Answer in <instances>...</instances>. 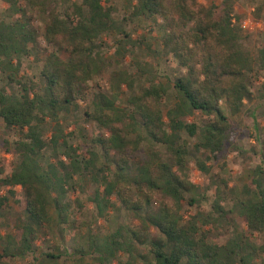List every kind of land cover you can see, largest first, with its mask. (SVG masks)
I'll return each mask as SVG.
<instances>
[{"label": "trees", "instance_id": "1", "mask_svg": "<svg viewBox=\"0 0 264 264\" xmlns=\"http://www.w3.org/2000/svg\"><path fill=\"white\" fill-rule=\"evenodd\" d=\"M2 1L8 3L10 15L17 16L0 19V73L7 79L0 83V119L8 129H17L19 137L10 144L16 161L9 174L3 175L0 155V188L7 187L0 194V217L10 197L21 214L11 231L0 236V264L34 252L37 236L47 226H58L61 234L75 227L66 195L68 189H74L76 177L93 186L88 199L97 215L108 216L115 195L138 223H123L106 233L88 230L84 243L75 245L61 261L60 250L41 251L33 256L35 264H111L121 261L120 254L126 255L123 264H135L137 258L145 259L138 247L145 243L152 264H264L262 257L258 262L255 259L264 246L249 236L232 235L223 242L210 237L214 224L226 222L230 211L242 218L250 232L264 231L261 164L250 169L231 209L224 207V197L216 189L208 212L196 211L187 218L181 212L183 201L198 205L207 198L186 172L191 149L184 134L195 137L193 150L207 152V159L228 146L241 150L235 143L230 115L239 113L244 99L252 97L247 75L254 64L262 72L264 86V45L253 58L241 44L234 22L238 20L233 14L235 0L208 5L199 0H137L135 14L145 18L158 15L166 21L158 53L172 55L185 68L171 79L175 99L166 109L162 102L168 92L165 84L152 81L136 89L132 72L108 71L109 61L97 51V40L111 30L120 34L118 56L126 52V44L137 42L124 28L125 18L114 17L110 0ZM28 13L44 14L42 36L52 47L42 58L39 85L36 80L18 77L21 55L29 54L39 34ZM96 78L103 80L109 92L119 93L125 86L129 97L122 105L107 92L96 93L92 108L83 113L109 134L93 137L99 150H90L85 156L69 140L61 116L76 108L78 100L87 99L88 81ZM11 83L18 85L17 90L8 87ZM196 110L208 119L202 123L185 120ZM48 119L52 127L46 137ZM144 138L162 145L165 155L154 145L138 153ZM47 149L52 159L45 160ZM100 153L104 160L98 162ZM207 159L196 162L204 173L211 169ZM18 185L23 192L16 197ZM154 198L159 204L151 208ZM150 226L164 239L147 241Z\"/></svg>", "mask_w": 264, "mask_h": 264}, {"label": "rangeland", "instance_id": "2", "mask_svg": "<svg viewBox=\"0 0 264 264\" xmlns=\"http://www.w3.org/2000/svg\"><path fill=\"white\" fill-rule=\"evenodd\" d=\"M65 0H60V2ZM66 1H80V0H66ZM208 5L210 3H218L221 0H199ZM22 3L24 1L21 0ZM113 5V15L118 20L123 17V26L128 30L132 39L137 40L135 45L130 42L126 44V52L122 56L116 53V41L120 38V34L114 31H107L97 40V51L109 61L107 65L108 71L111 70H127L132 72L135 76V87L137 89L140 85H147L149 82L165 84L168 88L167 94L162 97L164 109L170 106L175 99V90L171 87V79L176 75L182 74L185 68L178 64L172 55L162 56L158 53L160 49V41L163 37L166 27V21L154 15L150 18H145L141 15L135 14L137 0H110ZM32 15L30 21L37 28L39 34L36 38L35 46L30 50L29 54L21 55L22 64L19 70L18 77L21 80L28 81L30 79L36 80L37 84H41L37 77L38 70L42 64V58L48 51L52 49L47 45L43 36V19L44 14ZM234 15H237L238 20L235 26L241 36V44L249 50L251 56L256 58L257 50L264 45V0H235L234 1ZM17 14L10 15L8 11V3L0 0V19H13ZM145 66L144 70L141 66ZM150 65L152 66L149 71ZM140 66V68H138ZM254 68L257 69L256 64ZM252 70L248 75V85L252 93L250 99H244V104L239 113L230 115L229 111L224 108L227 115L231 116L232 124L235 127V143L241 149H232L229 146L210 158H206L207 152L194 151L193 142L195 137H188L187 139L191 153L187 160V174L189 178L200 186V190L206 193V200H202L198 205H189L183 201L181 212L185 218L190 213L196 211L208 212L210 209V202L215 196L216 189H219L221 195L224 197L223 205L226 209H231L233 201L241 192L242 184L249 177L250 169L258 164L264 167V86L261 70ZM0 83L6 82L4 73H0ZM12 90H17L18 85L11 83L7 84ZM104 91L111 96L117 104H127L129 91L123 86L119 93L110 92L104 88L103 80L88 81L87 99L78 100L77 106L71 107L70 110L61 116L62 124L65 132L69 131V140L76 145L78 152L82 155L88 156L90 150H99V147L93 144L92 138L97 135L109 134V131L99 125L96 121L85 118L84 111L92 108L93 98L97 92ZM220 103L221 100H220ZM185 120H195L197 123H202L208 117L198 110L191 115L185 116ZM166 119V118H165ZM52 127V122L48 119L44 123L45 135L49 137ZM130 138L134 135L130 134ZM19 137L17 129H8L3 121L0 119V155L2 158L3 175L9 174L16 161V155L11 150V142ZM8 145H6V143ZM154 145L158 150L165 155L164 147L158 143H154L148 138H144L137 149L138 153L145 151L147 146ZM45 160L52 159V152L50 149L46 150ZM209 155V154H208ZM207 159L211 169L208 173H204L197 167V160ZM104 160V156L100 153L98 162ZM137 157H134L132 163L135 164ZM227 184V186L225 185ZM74 189L70 188L67 191V199L71 202L70 218L74 220L75 227L66 230L65 234L59 232L58 226L43 228L36 239L35 251L24 255L23 257H16L9 259L10 264H35L33 256L41 251L60 250L63 256L71 251L75 245L84 243L85 235L88 230L92 232L106 233L112 231L118 225L123 223L137 224L138 220L130 215V213L120 204L119 200L112 196L113 206L108 209V216L106 218L96 214L92 202L88 199V195L92 192L93 186L88 180L82 181L78 177L74 179ZM83 188H81V186ZM7 187L0 188V194L6 193ZM23 190L21 186H17L16 197L21 196ZM140 193H134V196ZM159 204V200L154 198L151 208H155ZM148 208V207H147ZM21 214L12 197H10L9 204L2 210L0 217V236H4L6 232L11 231L15 218ZM228 220L224 223H216L210 230V237L212 241L223 242L228 236H237L238 234L247 235L249 239L262 244L264 246V231L250 232L243 222L242 218L237 213L230 211L227 213ZM183 221V220H182ZM205 227H208L206 225ZM164 239V236L154 227L150 226L146 233L147 241L149 239ZM3 238L0 239V244ZM140 251L144 253L145 259L137 258L135 264H152L153 258L149 252L148 244H139ZM121 261L113 260L111 264H123L126 255L120 254ZM264 262V250L259 256H256L258 262L260 258Z\"/></svg>", "mask_w": 264, "mask_h": 264}]
</instances>
